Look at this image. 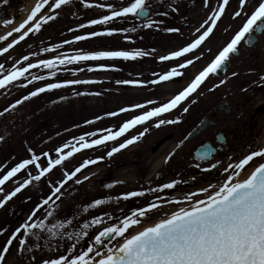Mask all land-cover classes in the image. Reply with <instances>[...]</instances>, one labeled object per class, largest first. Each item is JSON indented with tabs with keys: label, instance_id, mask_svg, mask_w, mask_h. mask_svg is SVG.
<instances>
[{
	"label": "flooded vegetation",
	"instance_id": "flooded-vegetation-1",
	"mask_svg": "<svg viewBox=\"0 0 264 264\" xmlns=\"http://www.w3.org/2000/svg\"><path fill=\"white\" fill-rule=\"evenodd\" d=\"M88 1L89 0H86L87 3ZM127 1L128 4L131 2V0ZM170 1L172 0H150L152 4L151 18L152 16L154 17L156 13H167V15H159L160 17L158 21L161 23H158L153 27H178V24L180 23L178 18L181 12L185 11L186 13L191 7L206 8L205 0H174L172 6L170 7V11L167 10L168 3ZM208 1L209 0H207V4ZM41 2L42 0H8V3L5 4L4 0H0V51H3L5 47L9 48L8 52H6L3 56H0V64L3 65V68L0 69V72L3 73V75H0V79H3V77L6 76L12 69L17 67L24 68L31 63H40L44 60L55 59L60 57L62 53L72 56L78 52H82L83 43L86 42V40H76L78 36L86 35V33L83 32L85 28L81 26L89 24V16L101 15L98 18L96 17L92 19L91 21L103 18L104 13L108 12L109 9L89 8L88 10V8H85L83 4L80 3V0H72L70 4L62 6V8L58 9L56 12H52V5L47 6L38 14L36 20H34L28 27H33L34 24L44 16L56 15V20L49 21V23L42 25L41 31L39 33H29L27 37L19 44H15V41L20 37V33L15 32V29L27 20V18L35 10L36 5ZM173 8L176 9L174 16H172ZM113 10L119 9L114 8ZM129 17L132 24H123L121 27H125L127 25L128 27H141V25L147 22L146 20L138 19L140 22L136 24L133 23L136 22L135 17ZM168 18H171V25L164 23L169 21ZM182 19L184 18L182 17ZM182 19H180V21H182L181 24L184 23ZM6 20H12L13 23L6 25ZM163 23L165 26H163ZM220 24L221 23L218 24V27L213 29L212 33L199 48L186 55L190 57V59H187V62L189 60L192 61L190 67L192 68L191 70L193 74L189 78L184 75L185 69L180 68L179 65H176V63H181L183 61L182 57L179 60L161 61V57L170 55L174 51H178V49H174L168 52L174 47V45L173 43L170 45L167 44L165 40L166 36H162V39L159 40L126 39V41H121L122 45L119 44L120 42H108V47L113 49L103 51H144L145 53H148L146 56L138 58L135 61L107 60L109 61L106 62L107 65L118 62V64L115 65L118 66L119 70L137 68L138 70H142V72L135 71V74L131 75L128 72L125 73L124 71H119V74L128 73V77H130V79L136 77L144 79L146 78L144 71L147 69L150 71V64L152 61H154L158 66L157 69L161 70L157 74L156 81L159 80L160 75L167 74L172 68H177L182 73L180 76L181 81H187L171 96V98H154L155 100L151 101V98L146 96L148 95L151 88L148 91V89L144 88V86L139 85L138 88H143L145 90L143 93H145L144 95L147 97V100H143V97L142 100L137 101V97L141 95L138 94V96H136L135 93H130L132 94V96L128 95V101L130 103L121 104L119 107L118 103L116 102L108 106L107 100L102 97V94L97 93V100H99L101 106H108L110 109H112V113H119L120 118L119 120L114 121V125H116L118 122L121 123L113 131H118L124 123L134 119L137 115L144 114L146 111L153 110L156 107L168 103L176 95L184 91L192 83L196 76L204 71L215 60L216 56L219 55L220 51H222L223 48L232 41L233 36L239 28L236 27V30L233 32H231L230 28H228L227 32H230L225 34L226 36L221 39L219 46L217 48L210 47L209 45L215 37V34L221 29V27H219ZM91 27L113 26L107 24L94 25ZM206 28L208 27H205L202 31L198 32L192 42L199 38ZM160 31H162V29H160ZM9 32L12 33L11 36L8 35ZM146 32L151 35V28L144 27V29L139 32V35L143 33V37H145L147 34ZM172 33V36L177 34L174 32ZM6 36L8 38L5 40L4 37ZM112 36L108 37L110 38ZM68 41H75V43L69 44L67 43ZM241 42V45L245 43L249 50L254 49L256 46H249L247 40ZM190 43L184 44L183 47H187ZM13 44L15 46L9 47ZM56 45H62V47L56 48V50L53 52L45 51V49L48 48H55ZM241 45L238 46V53L230 56V59L225 67L219 72L212 74V77L209 80H205V82L201 85L203 87L201 89L199 88L200 90L197 89V91L190 96L189 101L192 102V114H190L189 119H185L186 121L182 116H180L179 113L181 108L187 103L188 99L172 112L165 113L161 117L153 118V120L146 122V124L137 125L135 128L127 132L125 136H122L115 141H109L104 145L93 147L91 149H84L79 152L80 154H83L81 155L82 158L78 161L79 168L82 169L79 174H85L90 169L94 168L91 166V164H89L87 168H84L83 164L85 161L95 160L97 163H102L101 167H106L108 171L106 170L107 172L103 173L105 181L102 180V176L98 179L101 181L100 184H105V190L109 192V196L107 198L112 199L113 202H108L101 206L102 210L109 211L110 216L104 217V224L89 230V236L85 237L86 239H82V241L79 243L80 245H77V250H85L88 246H93L94 236L98 234L99 231L103 230L104 227L117 225L122 219L131 216L134 211L149 208L154 203L159 205V207L153 209L145 217L141 218L140 224L134 226L131 229L139 227L145 223H151L152 221L158 222L163 219H167L168 216L180 211L182 208L191 207V204H194L198 202V200L207 198L212 193H215L219 187L226 182V178L231 176L230 165L236 150L245 145L248 146L254 143L259 136L258 131H261V128L264 127V103H258V101L264 97L261 91H259L257 95H254L253 99H248L246 101L243 100L241 93L238 92L239 90L236 89L237 91H233L232 88L233 81L231 80L235 79L236 77H241L242 68L240 66L234 67L230 62L232 57L235 59L241 57V53L239 51V47H241ZM26 56L30 58L27 61L24 60V57ZM74 65L76 67L79 65L80 69L85 72L82 62ZM71 66H73V64L58 66L55 76H57V78H62L68 75L70 76L71 71L69 68ZM42 70L46 69L42 67L31 69L30 72L26 73L25 75L31 78L33 76H40L41 72L46 74ZM101 73L103 74L105 72ZM48 75L52 76L51 72H48L47 76ZM216 78H219V82L210 85L211 81ZM14 83H17L19 86L21 84L28 85L27 87H23L20 90L24 93L26 91L25 96H29L31 92L39 89V80L28 83V80L22 79L20 81H15ZM14 83L8 85L4 89H0L1 93L4 92L5 94L3 95L7 97L12 90L10 86H13ZM55 83L62 82L59 81ZM159 83L161 85L165 84L166 82L160 81ZM217 85H219V87H217ZM80 88H82V85ZM135 88H132V90L137 89ZM260 88H263V86H260ZM84 89L86 90V88ZM78 90L80 91L81 89L69 84L68 87L56 89L44 94L48 95L49 98L43 97V100L47 99L48 103L41 105L42 109L44 110L43 112L47 113L46 115L44 114L42 116L47 117L49 114L48 121H53L56 119L57 121L61 122L65 120H71L74 117L73 112H81L86 110L88 107L95 106L90 103L87 104V101L85 104H83L77 102L75 98L71 99V93L74 92L77 95L79 94ZM248 90V92H250L252 91V88L249 87ZM232 91L234 94L236 93V96L232 94ZM22 96L24 97V95H21L19 98L17 97L18 100L14 99L12 96L4 101L5 116H3L6 118L5 121L7 124L9 123L11 125V123L18 124L19 121L20 123L22 122L23 119H18L21 117V115L18 113V110L20 107H27L26 104L19 103V101L23 99ZM90 96L94 95H92V93L82 95L81 97L79 96L81 99L79 100L84 101ZM38 97L39 96L33 97L30 99V101H35ZM133 97L135 98L132 99ZM201 99L206 101V103L208 102L209 105L206 107H204V105L201 106ZM12 105L17 106L12 108ZM137 105H145L146 107L137 108ZM125 108L132 109V111H128L130 112L128 113L129 117L123 119L126 112L122 110ZM137 110H141V112L137 114L131 113ZM38 111L39 110L37 109L35 112V120H32L34 117L33 115H30L32 116L31 119H27V121L31 122V127H35L39 122L38 119H40V116ZM84 116H86V112L84 113ZM169 119H177L180 121V123H165L159 128L155 127V124L160 120ZM89 122L90 120L83 122L85 125L80 123L83 125V128L80 129L79 136L77 135L72 138L70 135H67L64 136L63 140H59L60 137H58V140L56 141H62L65 145L70 142L74 143L79 137L84 136L86 140L91 142L92 140L99 139L105 135H98L97 137L90 136L89 134L96 133L97 135L101 133L102 130H99L98 128L94 129L92 128V125L88 127L90 124ZM204 123L205 129L193 140H188V138ZM141 133H144V135L137 143L130 145L126 149H122L119 153H116L111 156V158H109L108 153L111 152L114 147H119L120 144L125 142L127 139L140 136ZM56 147L59 149L62 147V145H58ZM204 148L214 151L210 155H208L206 151L200 152V158L210 159L208 161L196 158L197 151ZM67 151L68 149H65V153ZM90 151H95V153H90ZM213 164L216 165L215 168L212 167ZM205 169L209 170L206 171ZM113 170L116 172V175L113 174L111 176L110 173H112ZM87 180H89L87 177L83 178L81 181L82 185L87 183ZM177 181L179 183H177L176 187L173 189L153 191L154 189L163 188L165 184ZM100 184H98L100 186V190L97 194V199L99 200L103 198L104 194V191L102 190V184ZM108 185L113 186L109 188ZM205 190H207V192H205ZM132 192H143L145 195L140 197H131L128 200L122 199V197L125 195H130ZM193 193H199V195L192 196ZM190 197L191 203L188 202ZM177 200L182 201V203L172 202ZM96 211L99 212L100 210L96 209ZM102 215L103 214L99 216L102 217Z\"/></svg>",
	"mask_w": 264,
	"mask_h": 264
},
{
	"label": "snow or ice",
	"instance_id": "snow-or-ice-1",
	"mask_svg": "<svg viewBox=\"0 0 264 264\" xmlns=\"http://www.w3.org/2000/svg\"><path fill=\"white\" fill-rule=\"evenodd\" d=\"M71 2L72 0H42L41 3L36 5L35 10L27 20L15 29V32L20 33V37L15 41V44H19L29 33H39L42 25L49 23V21L56 20V15H48L36 22L33 27H28L36 20L38 14L45 7L52 5V12H56L58 9H61L62 6L68 5ZM247 2L248 0H241V9L244 8ZM4 3L7 4L8 0H4ZM80 3L83 4L85 8L101 7L99 4L87 3L86 0H80ZM228 4L229 0H223V4L213 12L211 17H209L212 22L211 25L205 29L199 38L190 43L187 47H183L178 51L172 52L170 55L161 57V61L179 60L181 57H185L188 53L199 48L216 27V21L223 16L225 6ZM205 6H208L207 0H205ZM151 8L152 4L150 0H131L128 6L120 10L109 8L108 11L111 12L110 15H105L103 18L93 20L90 24L82 25L81 27L107 25L117 18L131 16L147 21L145 24L141 25V27L153 28L154 25L161 22L151 18ZM172 11L175 12L176 9L173 8ZM157 14L167 15V13ZM235 15L239 17L242 15V12L237 11ZM11 23H13L12 20L5 21L6 25ZM134 30L135 29H128L130 32ZM168 31L178 32L179 30L171 28L168 29ZM114 34L113 31H96L91 35H80L76 40L85 41L92 37L112 36ZM255 34H264V0H261L255 10L247 16L246 22L235 35L234 39L220 51L215 60L196 76L184 91L176 95L168 103L156 107L153 110L146 111L144 114L137 115L134 119L124 123L118 131L107 129L106 131L108 134L99 139L89 142L84 136H81L75 143L70 142L57 149L55 159L45 152L43 156L47 158L46 167H41L39 161L42 157L35 153H32L30 159L13 167L3 178H0V191H2V186L5 185L7 181L17 176L18 173H21L22 170L28 168L30 165L35 166V168L39 170V174L31 176V173H29L31 176L30 179L25 180L20 187H17L0 201V209H3L5 205L24 188L29 187L33 181H40L44 176L51 173L54 168L70 160L76 153L84 149H91L104 145L109 141H115L125 136L127 132L137 125L146 124V122L153 120V118L161 117L165 113L172 112L196 92L210 75L219 72L225 67L230 56L238 53V46L241 41L247 40L249 45H254L257 42ZM8 35L11 36L12 33L9 32ZM7 38V36L4 37L5 40ZM67 43L71 44L75 43V41H68ZM12 46L15 45L13 44L9 47ZM59 47H62V45H56L55 48H48L45 49V51L53 52ZM8 51L9 48L5 47L3 51H0V56H3ZM147 54L148 53L144 51L78 52L72 56L62 53L60 57L55 59L44 60L40 63H31L24 68L17 67L12 69L3 79H0V89H4L15 81H20L22 79L28 80V83H32L36 80H45L49 78L47 76H33L29 78L25 74L30 72L31 69L42 67L49 70L54 77L57 67L61 65L79 64L83 61H135ZM29 59L30 58L27 56L24 57L26 61ZM191 63V60L186 63L181 62L179 67L187 68ZM2 68L3 65L0 64V69ZM92 70L94 69H89V71ZM0 75H3V73L0 72ZM181 75L182 73L177 68H172L167 74L160 75L159 80L153 81V83L170 81L174 77ZM261 79H264V77ZM71 83L89 84L94 83V81L84 80L73 81ZM124 83L128 82L125 81ZM20 86L27 87L28 85L21 84ZM68 86V83H51L47 87H40L38 90L31 92L29 96H25L19 103L37 97L41 93ZM217 87H219V85H217ZM16 106L17 105H12V108ZM136 107L145 108L146 106L137 105ZM122 111L128 112L132 111V109L125 108ZM184 111L187 112V108H185ZM2 115H4V113H0V116ZM111 115L115 116L119 115V113H112ZM89 123L94 122L90 121ZM165 123L178 124L180 121L177 119L160 120L155 124V127L159 128ZM89 135L95 136L96 133H91ZM143 135L144 133H141L140 136L127 139L125 142L121 143L119 147H114L112 151L108 153L109 158L119 153L122 149H126L130 145L137 143ZM65 149H68L66 153ZM256 157H264V150L255 151L243 158L239 163L233 165L234 174L226 178V182L219 187L215 194L209 195L207 199H200L198 202L191 204L190 208H182L169 218L161 220L151 227H146L134 235L126 236L125 234L129 232V229L139 225L141 218L145 217L153 209L158 208L159 205L154 203L149 208L134 211L131 216L122 219L119 224L104 227L103 230L99 231L98 234L94 236L93 246H88L85 250L79 252H77V245L82 239L89 236V230L91 228L99 227L105 223L104 217H97L84 222L80 231H70L67 232V234H65V230L73 225L74 218L51 224L48 219L44 218L33 220L37 213L40 212L41 208H44L45 205H49V201L52 200L53 196L59 199L57 194L60 193L64 185L68 181L73 180L76 174L82 169L77 168L72 173L66 172V179L61 182L58 187L53 188L52 196L45 199L43 203L32 212L29 220L18 228L14 234H11L6 245L0 250V264H5L6 256L13 246V242L17 241V238L20 237L22 232L25 237L30 236L37 242L41 240L42 233H48L51 239H63L72 242L67 255L61 254L58 258L44 260L43 264H264V163L256 167L243 181L237 179L239 173ZM95 163H97L95 160L85 161L83 167L87 168L89 164ZM212 167L215 168L216 165L213 164ZM205 170L208 171L209 169ZM233 180L237 182L233 183ZM76 182L80 183L78 180ZM177 183L179 182L168 183L165 184L163 188L154 189L153 191L173 189L176 187ZM112 186L113 185H108L109 188ZM205 192H207V190H205ZM143 195H145L143 192H132L130 195L122 197V199L128 200L131 197H140ZM197 195H199V193L192 194V196ZM54 202L55 201H53V203ZM172 202L182 203V201L178 200ZM188 202L191 203V197ZM106 203H108L106 200H97L94 204L90 205V207L99 208ZM54 211V209L49 210L46 214L47 218H51ZM84 211L87 212L88 209H84ZM3 234V232H0V236ZM119 238H123V241L112 246L111 242ZM27 243L28 240L26 238L18 240L19 251L21 253L25 251V245H27ZM98 246H102L104 251H101Z\"/></svg>",
	"mask_w": 264,
	"mask_h": 264
},
{
	"label": "rangeland",
	"instance_id": "rangeland-1",
	"mask_svg": "<svg viewBox=\"0 0 264 264\" xmlns=\"http://www.w3.org/2000/svg\"><path fill=\"white\" fill-rule=\"evenodd\" d=\"M174 0L170 1L168 3L167 10L171 11V6L173 4ZM219 2V4L222 2V0H209L208 6L206 8H197V7H191L186 13L181 12L179 15V24L178 27H153L151 28V35L146 32V36L143 37V33L139 35V32H141L144 27H117L118 30L121 31L119 34H114L112 37L109 38V41L104 38L100 37H92L91 39L86 40V42L83 44L82 52L84 53H95L100 52L103 50L113 49L111 47H108V42L110 43H119L121 40L126 39H152V40H159L162 39V36H166L165 40L168 45L173 43L174 47L171 48L168 52L171 50H180L184 44H188L191 41L195 39V36L198 32L202 31L205 27H208L210 22V15L215 10L213 9L214 4ZM261 2V0H248V2L245 4L244 8L241 9L240 3L241 0H229V4L225 6L226 13L225 18L221 22L220 26L221 29L218 33L215 34V37L210 43V47L217 48L220 44V41L222 38H224L229 32L228 28H230L231 32L236 30V27H242L243 24L246 22L247 16L251 14L252 11L255 10V8L258 6V3ZM88 3L93 4H99L101 5L98 9H108V8H115V9H122L123 7L128 6L127 0H99V1H88ZM219 8V7H217ZM183 9V8H181ZM89 10V8H88ZM237 11H241L242 15L239 17H236L235 13ZM176 12L172 11V16H174ZM105 14H111L110 11ZM97 15L89 16L88 20L94 18ZM159 15L157 13L155 16H152L153 20L158 21ZM178 17V16H177ZM182 17L184 19H182ZM169 21L164 22L165 24L171 25V18H168ZM180 19L183 20L180 21ZM114 21V20H113ZM123 20H117L116 23H122ZM118 23V24H119ZM163 23V26L165 24ZM83 30L86 35H91L92 33L96 31H103L101 27H84ZM171 28H178L180 30V33L178 35H173L172 32L168 31V29ZM128 29H135L134 31H128ZM162 29V31H160ZM135 35V36H134ZM133 36V37H131ZM227 39V38H225ZM239 51L241 53V57L238 59H235L234 57L231 58V65L234 67L240 66L242 68V75L241 77H236L235 79L231 80L233 81V91H237L241 93L243 100L253 99L254 95H257L259 91H261L262 95H264V79L261 80L262 77H264V34L258 36V43L254 47V49L249 50L245 43L239 47ZM249 54V55H248ZM187 59H190L189 56L182 57V62H187ZM246 60V61H245ZM106 62H109L107 60L102 61H83V66L86 69V73L83 72L79 65L71 66L69 69L71 71L70 76H65L62 78H56L53 79L51 75L47 76L46 70H42L44 73H40V76H47L48 79L45 80H39L38 88L40 87H47L51 83L55 82H62V83H68L72 86L78 87L81 89L78 90L79 94H75L74 92L71 93V99H76L79 103H86V100L83 102L80 101V97L82 95H86L89 93L97 92L98 94H102V97L107 100L108 106L110 104H113L114 102L118 103V107L121 104L130 103L129 96L135 93L136 96L140 94L141 96L137 97V101L147 100L146 96H149L151 100L155 99H161L163 98H171V96L180 89L184 84L185 80H182L180 83H168L161 84L160 83H153V81H156L157 74L160 69H157V64L152 61L150 64V71L149 69L145 70V76L146 78L140 79L138 77L130 79L128 77V73L135 74V71H141L137 69H124L119 70L118 66L115 64H118V62L112 64H108V67L110 68L111 72L105 74H99L101 71V68L105 65ZM172 65V64H169ZM176 65H180V63H176ZM64 68V67H63ZM168 68V67H166ZM89 69H94L92 71H89ZM184 75H186L188 78L192 76V68L187 67L184 68ZM169 70V69H168ZM119 71H124L127 74H119ZM133 72V73H132ZM194 72V71H193ZM186 79V78H185ZM94 81V83L89 84H74L71 83L73 81ZM128 83H124V82ZM263 81V82H262ZM219 82V78H216L211 81L212 85L213 83ZM262 82V83H261ZM253 83V84H252ZM182 84V85H181ZM252 84V85H251ZM82 85V88H80ZM134 85V86H133ZM144 86V88L151 90L149 91L148 95H144L145 90L143 88H138V86ZM260 86H263V88H260ZM137 89H136V88ZM252 88V91L248 92V88ZM12 90L10 91V94L7 97L3 94L4 92H0V113H5L4 111V101L12 97L14 99H17L21 97V95H26L23 91H20L23 87H20L17 85V83H14V85L10 86ZM86 88V90L84 89ZM132 88H135L136 90H132ZM247 88V89H246ZM143 89V90H142ZM237 89V90H236ZM232 91V94L236 96V93ZM206 92V91H204ZM15 94V95H14ZM41 93L39 97L35 101L30 100H24V104L27 105V107H20L18 110V113L21 115L19 117V120H22V122L18 124L11 125L6 123V118L2 115L0 116V178H3L4 175L7 174L8 171H10L13 167L17 166L19 163L28 160L31 158L32 153H35L42 157V159L39 161L41 164V167L47 166V158L43 156L45 152H47L53 159L56 158V146L62 145L64 146L63 142H57V138L59 140H63L64 136L70 135L72 138L75 136H79L80 129L83 128V122L85 121H93L94 123H90L88 127L92 124L94 129L102 130L101 133L95 135L96 137L98 135H104L107 133V129L115 130V128L121 123H117L114 125V121L119 120V115H111L112 109H110L108 106H101V103L99 100H93V101H87V104H93L95 106L88 107L86 110L81 112H73L74 117L71 120H65V121H57L56 119L53 121H48V117H43L42 115H46V112H43L41 105L47 104V99L43 100V97L49 98L48 95H42ZM20 95V96H19ZM129 95V96H128ZM202 95V94H200ZM19 96V97H18ZM80 96V97H79ZM18 97V98H17ZM23 97V96H22ZM128 98V99H127ZM133 97L132 99H134ZM155 98V99H154ZM80 99V100H79ZM127 99V100H126ZM9 102V101H7ZM205 102V103H204ZM201 106L204 105L206 107L209 105V103L204 100H200ZM258 103H264V97L258 101ZM192 102L187 101V103L181 108L180 116L183 117V119H189L190 114H192V108H191ZM187 108V112L184 111V109ZM39 110V116L40 119H38V124L35 127H31V122L27 121V119H31L33 115V119L35 120V112L36 110ZM86 112V116H84V113ZM141 112V110L133 111L131 113L137 114ZM128 113L126 112L125 117L123 119H126L129 117ZM84 116V117H83ZM178 116V115H177ZM51 120V119H50ZM186 121V120H185ZM83 125H81V124ZM88 124V123H87ZM86 124V125H87ZM81 125V126H80ZM259 136L264 134V127L261 128V131H258ZM258 136V137H259ZM257 137V138H258ZM51 141V142H50ZM256 141V140H255ZM54 142V143H52ZM75 143V142H74ZM254 143L250 144L249 146H252ZM173 146V145H172ZM56 147V148H55ZM55 148V149H54ZM33 149V150H32ZM239 150H236V153L239 154ZM253 149L251 148L250 151ZM254 151H252L253 153ZM90 153H95V151H90ZM251 153V154H252ZM244 152L239 154L237 158L243 156ZM83 155V154H81ZM80 154H75L71 157L70 160L65 161L62 165L57 166L53 169L51 173L44 176L40 181H33V183L27 187L24 188L21 192L17 194L11 201L8 202L10 211H7L6 209H0V232H3L4 234L0 236V250L3 249V247L6 245L7 240L10 238L11 234H14L15 231L20 228L26 221L29 220L31 217L32 212L39 207L45 199H48L50 196H52V190L55 187H58L61 182H63L66 179L65 173H72L77 169L78 167H75L77 162L80 160L81 156ZM80 157V158H79ZM133 159V158H132ZM131 161V160H130ZM188 162V161H187ZM264 162V157H256L253 161L249 163L245 167V170L241 171L239 173V176L237 179L243 177L244 175L250 174L253 169H255L257 166H259L261 163ZM231 169V166H230ZM106 167H95L93 169H90L85 174H79L77 173L73 180L68 181L64 187L61 189V192L57 194L59 199L57 197L53 196L52 200L49 201V205H45L44 208L40 209V212L37 213L35 219H48L49 223H58L61 221H64L66 219H73V225H71L68 229L65 230V234L70 231H80L82 224L84 222H87L91 219H95L97 217H100L99 215L103 214L102 217L110 216L108 210H102L101 207L99 208H91L90 205L94 204L95 201L99 200L97 199L98 191L100 190V184L101 181H99V177L102 176V180L105 181L104 174L106 171ZM234 172V170L232 171ZM31 173V176L38 175L39 170L35 168V166L30 165L28 168L22 170L21 173H18L17 176L13 177L11 180L7 181L5 185L2 186V191H0V201L2 199L10 194L12 191H14L17 187H20L25 180L30 179L31 176L29 175ZM103 174V175H102ZM113 174L116 175V172L113 170L110 175ZM231 174V172H230ZM234 174V173H233ZM231 174V175H233ZM132 176V175H131ZM87 177L89 180L88 182L82 185V179ZM80 181V183H77L76 181ZM237 182L236 180H233V183ZM102 184V183H101ZM100 184V185H101ZM102 190L104 191L103 198L101 200H106L109 203L113 202L112 199L107 198L109 196V192L105 190V184H102ZM21 202H20V200ZM206 199V198H203ZM19 200V201H18ZM53 201H55L53 203ZM29 203V204H28ZM175 208V207H173ZM55 210L53 213V216L51 218H47L46 214L49 210ZM84 209H88L87 212L84 211ZM96 209L100 210L99 212L96 211ZM8 212V213H7ZM13 213V218H10V213ZM93 214V215H90ZM153 222V221H152ZM151 222V223H152ZM142 226V225H141ZM134 229H130L128 233H126V236H130L133 234ZM21 238H26L28 240L27 245H25V251L21 253L19 251V244L18 240ZM86 239V238H84ZM82 241V240H81ZM80 241V242H81ZM88 241V240H87ZM90 241V240H89ZM123 241V238H119L116 241H112V246H115L118 243H121ZM71 241L67 240H56L51 239L49 237L48 233H42L41 234V240L39 242L35 241L32 237H25L24 233L22 232L20 237L17 238V241L13 242V246L9 250V253L6 256L5 264H43L44 260L48 259H54L58 258L61 254L67 255L68 250L71 245ZM80 244H78L79 246ZM100 247L101 251H104L102 246ZM31 249V250H29ZM81 251L80 249L77 250V252ZM98 259V258H97Z\"/></svg>",
	"mask_w": 264,
	"mask_h": 264
},
{
	"label": "bare ground",
	"instance_id": "bare-ground-1",
	"mask_svg": "<svg viewBox=\"0 0 264 264\" xmlns=\"http://www.w3.org/2000/svg\"><path fill=\"white\" fill-rule=\"evenodd\" d=\"M217 27H218V25H217ZM215 32V31H214ZM214 32H213V34H214ZM212 34V35H213ZM242 43V42H241ZM241 43H240V45H241ZM239 45V46H240ZM212 76L210 75L209 77H208V80L211 78ZM203 86H201L200 87V89L202 88ZM199 89V90H200ZM198 90V91H199ZM264 137V136H263ZM259 142H260V139H259ZM262 142V145L264 144V139L261 141ZM254 170V169H253ZM252 172V171H251ZM251 174V173H250ZM249 173L247 174V175H244L243 177H241V178H239V181H243L244 179H246L249 175H250ZM190 208V207H189ZM171 216V215H170ZM170 216H168V217H170ZM145 226H152L151 224H147V225H145ZM138 231H140V229L139 230H136V232H138Z\"/></svg>",
	"mask_w": 264,
	"mask_h": 264
},
{
	"label": "water",
	"instance_id": "water-1",
	"mask_svg": "<svg viewBox=\"0 0 264 264\" xmlns=\"http://www.w3.org/2000/svg\"><path fill=\"white\" fill-rule=\"evenodd\" d=\"M202 129H204V126L202 127ZM202 129H201V130H202ZM197 133H199V132H196L193 136H195ZM167 218H168V217H167ZM163 220H164V219H163Z\"/></svg>",
	"mask_w": 264,
	"mask_h": 264
}]
</instances>
